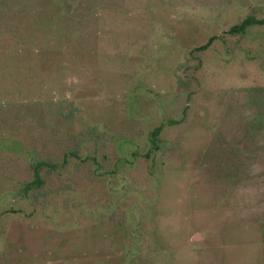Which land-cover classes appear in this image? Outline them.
<instances>
[{
  "label": "rangeland",
  "instance_id": "rangeland-1",
  "mask_svg": "<svg viewBox=\"0 0 264 264\" xmlns=\"http://www.w3.org/2000/svg\"><path fill=\"white\" fill-rule=\"evenodd\" d=\"M0 264H264V0H0Z\"/></svg>",
  "mask_w": 264,
  "mask_h": 264
},
{
  "label": "trees",
  "instance_id": "trees-1",
  "mask_svg": "<svg viewBox=\"0 0 264 264\" xmlns=\"http://www.w3.org/2000/svg\"><path fill=\"white\" fill-rule=\"evenodd\" d=\"M35 176L37 177L36 179H37V181H38L39 179H38V176L36 175V173H35ZM28 186H29V185L26 184V189L28 188Z\"/></svg>",
  "mask_w": 264,
  "mask_h": 264
}]
</instances>
